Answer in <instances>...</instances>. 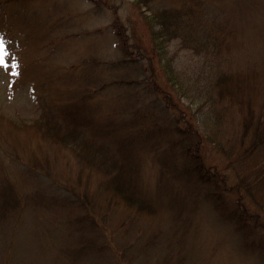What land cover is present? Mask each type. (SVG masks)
<instances>
[{
  "label": "rangeland",
  "instance_id": "obj_1",
  "mask_svg": "<svg viewBox=\"0 0 264 264\" xmlns=\"http://www.w3.org/2000/svg\"><path fill=\"white\" fill-rule=\"evenodd\" d=\"M184 1L194 0H0V59L6 61L0 63V264H264V145L250 153L237 146L242 100L264 101V0H203L207 17L233 23L220 68L235 73L239 90L212 110L209 134L222 147L205 139L208 184L181 166L178 143V126L198 125L202 97L176 96L152 52L153 11ZM121 37L127 56L148 75L154 67L161 86L173 91L171 118L146 128L140 116L151 96L143 98L134 86L97 90L79 106L88 103L99 118L129 112L125 127L138 129L113 138L98 131L94 142L145 200L144 209L111 187L112 165L92 164L43 127L79 108L68 102L82 103L88 78L96 76L98 87L139 77L132 68L110 72L94 64L124 58ZM169 54L190 69L199 66L200 57L177 40ZM163 103L158 98L156 106ZM223 149L241 158L230 164ZM83 198L93 211L87 213ZM237 201L246 215L258 214L255 222L243 217L249 232L255 224L254 237L234 221Z\"/></svg>",
  "mask_w": 264,
  "mask_h": 264
},
{
  "label": "trees",
  "instance_id": "obj_2",
  "mask_svg": "<svg viewBox=\"0 0 264 264\" xmlns=\"http://www.w3.org/2000/svg\"><path fill=\"white\" fill-rule=\"evenodd\" d=\"M147 1L149 0H146V2ZM150 19V22L153 23L151 30L153 56L156 55L155 58L162 62L166 79L171 83L175 95L182 97L183 95L188 96L192 92H196L194 96L198 95L202 97L199 109L201 115L196 118L199 121L198 125L186 128L178 126V134L180 135V141L178 143L182 146L183 150V155L179 154L181 157V166L189 172H197L200 179L208 184V182L211 181L206 178L209 175L205 173V171L209 169L206 165V156L203 151L206 144L205 139H209L211 143L221 146L218 140H216V136L209 134V128L212 127V110L220 100L225 99V96L234 100L235 94H238L239 91L236 90L235 87V73L223 71L220 68V61L224 58V51L232 44L233 29L230 26L234 28L233 23L228 20L224 22L216 15L207 17L203 0H194L191 3L184 1L178 5L159 7L153 11ZM173 40L178 41L180 49H191L194 54L198 55L200 57L199 66L190 69L187 66H183V63L175 59L172 54H169V45ZM118 43L120 49L125 54L124 58L105 61L104 63L96 60L94 64L110 72L120 68H132L139 77L129 80L120 79L108 82L105 81L98 87L95 85L97 82L96 76L88 78L84 84L87 85L86 88L91 90H88L89 93L86 92L87 96L83 98L84 102H68L69 104L78 105L77 107L79 108H74L73 113L70 111L63 113V120H57L55 124L50 123L48 125L44 124L45 126H43L44 128L50 129V132L48 131L49 134L57 137L63 144L73 146L72 149L77 154L89 156L91 163L92 160L95 162L96 159L97 162L100 161L98 164L106 166L112 164H107L108 161L103 159V155L106 151L103 150L104 148L101 144H95V134L99 131L102 135L101 137L113 138L114 135L116 137L117 134H122V132L124 133L132 129L136 130L138 128L132 127L131 123L128 124V127H125L127 121L124 120V118L129 112L119 110L117 114H112L111 112L101 118L95 115L92 110L93 108L88 104L90 103L89 100L94 99V92L97 90H104L111 86H134L142 89L145 95H142L140 92L134 95L138 101L141 95L143 98L145 96L147 98L151 96L148 101L146 100V104L143 103L150 106L149 111L140 116L141 122L146 128H156L161 123H166L165 120L171 118L168 112L169 107L167 106V102L172 100L175 96L171 89L168 90L161 86L160 82L157 80V73L154 67H152L153 69L150 75H148V72L142 68L137 58L127 56L130 54V49H128L127 40L124 37H121ZM153 56L150 55V57H148V63L153 61V58H151ZM143 58L145 59V56H143ZM208 74L210 79L207 81L208 76L205 79L204 77ZM251 96L247 95V99L242 100V134L239 136L240 142L237 144L238 147L243 146L244 150H247V153H250L252 150L255 151L257 148L264 145V101L257 102L254 99L252 100L253 96L252 98ZM158 98L164 102L162 108L156 106ZM85 102H88L86 103V106H88L87 109L79 106ZM177 107L181 108L180 105H177ZM206 108H209V110L207 111ZM77 110L79 112H77ZM181 113L187 114L188 111L182 110ZM177 121L178 125H180V119ZM223 152L229 157L228 162L230 164L237 158H241L240 154L236 155V150L233 153L230 150L223 149ZM183 156H185L186 159H184ZM109 168V179L112 183V185L110 184L111 187L122 195L128 203L133 206L143 207V209L146 208L147 205H145V200L140 197L138 198L131 190V183L127 181L125 177L121 179L119 175L113 172L114 165H112V167L109 166ZM219 175V172H215L212 176L219 182L224 181L225 178L219 177ZM54 182L59 185L56 180H54ZM216 189H218V187ZM83 199L87 205V213L93 211L87 200L85 198ZM234 210L238 212L241 211L239 217L234 218L240 230L246 233V237H248V235L254 237L256 235L254 232L256 229L255 224L253 223L254 225L249 228V232L245 225L246 222L244 218L250 219V215L255 222V220L258 219V217L256 218L258 214L246 215L244 213V204L239 201L235 203ZM237 211H235V213ZM256 226L258 227L259 225Z\"/></svg>",
  "mask_w": 264,
  "mask_h": 264
},
{
  "label": "snow or ice",
  "instance_id": "obj_3",
  "mask_svg": "<svg viewBox=\"0 0 264 264\" xmlns=\"http://www.w3.org/2000/svg\"><path fill=\"white\" fill-rule=\"evenodd\" d=\"M3 43V41H2V39H0V44H2ZM0 63H6V61H3L2 59H0Z\"/></svg>",
  "mask_w": 264,
  "mask_h": 264
}]
</instances>
